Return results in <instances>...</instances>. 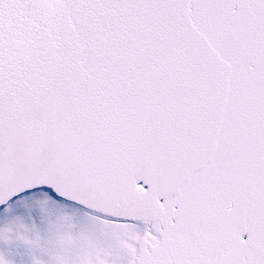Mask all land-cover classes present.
Wrapping results in <instances>:
<instances>
[{
  "label": "snow or ice",
  "instance_id": "6c2138e0",
  "mask_svg": "<svg viewBox=\"0 0 264 264\" xmlns=\"http://www.w3.org/2000/svg\"><path fill=\"white\" fill-rule=\"evenodd\" d=\"M0 264H264V0H0Z\"/></svg>",
  "mask_w": 264,
  "mask_h": 264
}]
</instances>
